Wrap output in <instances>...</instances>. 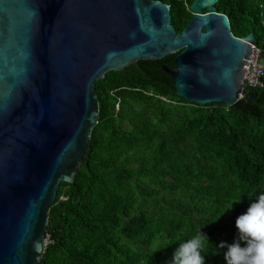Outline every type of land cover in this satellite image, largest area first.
I'll use <instances>...</instances> for the list:
<instances>
[{"label": "trees", "instance_id": "1", "mask_svg": "<svg viewBox=\"0 0 264 264\" xmlns=\"http://www.w3.org/2000/svg\"><path fill=\"white\" fill-rule=\"evenodd\" d=\"M161 1L179 32L192 0ZM215 6L234 35L253 32L264 50V0ZM174 54L95 81L97 122L72 180L60 181L48 207L40 264H167L176 236L200 230L209 239L205 264H225L217 244L234 240L236 217L264 191V74L239 109L198 104L177 96L162 69Z\"/></svg>", "mask_w": 264, "mask_h": 264}, {"label": "water", "instance_id": "2", "mask_svg": "<svg viewBox=\"0 0 264 264\" xmlns=\"http://www.w3.org/2000/svg\"><path fill=\"white\" fill-rule=\"evenodd\" d=\"M218 0H192L175 31L161 0H0V264H40L47 210L98 118L94 83L171 53L174 93L239 109L253 32L232 33Z\"/></svg>", "mask_w": 264, "mask_h": 264}, {"label": "clouds", "instance_id": "3", "mask_svg": "<svg viewBox=\"0 0 264 264\" xmlns=\"http://www.w3.org/2000/svg\"><path fill=\"white\" fill-rule=\"evenodd\" d=\"M254 47L261 49L259 63L264 64V50L257 44ZM176 53L178 52L175 51ZM244 72L245 69L242 74V85L247 87L250 84L244 81ZM260 78H258V85H262L259 82L261 81ZM244 91H241L238 100ZM235 225L237 233L234 240L231 243L220 241L217 244L219 248L224 250L225 264H264V191H260L255 199L251 200L245 211L236 217ZM208 240L207 235L202 233L201 230L199 234L193 235L190 238H182V234L177 235L176 242L178 241V244L173 250L171 259L167 264H205V249ZM165 246L167 244L163 247Z\"/></svg>", "mask_w": 264, "mask_h": 264}, {"label": "built area", "instance_id": "4", "mask_svg": "<svg viewBox=\"0 0 264 264\" xmlns=\"http://www.w3.org/2000/svg\"><path fill=\"white\" fill-rule=\"evenodd\" d=\"M260 57L261 49L253 46L249 58L246 61L245 72L243 75V79L247 84H256L258 78L264 74V64L259 63ZM259 82L262 84L261 81Z\"/></svg>", "mask_w": 264, "mask_h": 264}, {"label": "rangeland", "instance_id": "5", "mask_svg": "<svg viewBox=\"0 0 264 264\" xmlns=\"http://www.w3.org/2000/svg\"><path fill=\"white\" fill-rule=\"evenodd\" d=\"M48 242V238L46 237L45 241H44V244H46Z\"/></svg>", "mask_w": 264, "mask_h": 264}]
</instances>
